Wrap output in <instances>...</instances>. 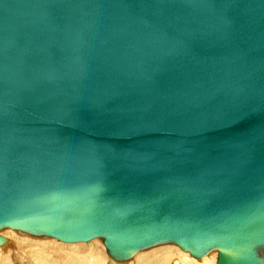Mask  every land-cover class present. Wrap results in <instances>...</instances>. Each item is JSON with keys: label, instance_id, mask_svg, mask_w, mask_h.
Segmentation results:
<instances>
[{"label": "water", "instance_id": "obj_1", "mask_svg": "<svg viewBox=\"0 0 264 264\" xmlns=\"http://www.w3.org/2000/svg\"><path fill=\"white\" fill-rule=\"evenodd\" d=\"M5 229L264 264V0H0Z\"/></svg>", "mask_w": 264, "mask_h": 264}, {"label": "rangeland", "instance_id": "obj_2", "mask_svg": "<svg viewBox=\"0 0 264 264\" xmlns=\"http://www.w3.org/2000/svg\"><path fill=\"white\" fill-rule=\"evenodd\" d=\"M0 235L9 240L4 247L0 246V264H173V259L178 260L186 253L174 244L161 245L140 252L131 261L117 263L109 258L101 239L72 245L12 229L2 230ZM215 253L206 256L207 264L217 263L218 254ZM189 257L193 258L190 254ZM194 260L196 264L205 263Z\"/></svg>", "mask_w": 264, "mask_h": 264}, {"label": "bare ground", "instance_id": "obj_3", "mask_svg": "<svg viewBox=\"0 0 264 264\" xmlns=\"http://www.w3.org/2000/svg\"><path fill=\"white\" fill-rule=\"evenodd\" d=\"M55 239V238H54ZM7 240V239H6ZM7 243H9V240H7L6 241V243H4L3 245H1V247H4ZM72 245H79V244H76V243H74V244H72ZM166 245H168V244H166ZM174 245H176V244H174ZM161 246V245H160ZM170 247V246H169ZM179 247V246H178ZM154 248V247H153ZM180 248V247H179ZM181 249V248H180ZM182 250V249H181ZM145 251V250H144ZM183 251V250H182ZM142 252V251H141ZM185 252V251H184ZM140 253V252H139ZM138 253V254H139ZM186 253H188V252H186ZM184 254L182 257H180L177 261L175 260V259H173L174 261H173V264H196L197 262L194 260V258H190L189 257V254ZM217 253V252H216ZM215 253V254H216ZM137 254V255H138ZM136 255V256H137ZM173 256H175V255H173ZM191 256V255H190ZM207 258L208 257H204V259H201V260H199V261H203V262H205L206 260H207ZM215 258V257H214ZM213 258V259H214ZM196 259V258H195ZM198 260V259H197ZM113 261V260H112ZM113 262H116V261H113ZM215 262V261H214ZM117 263H121V262H117ZM199 264H201L200 262H199ZM204 264H207V262H205ZM213 264V263H212Z\"/></svg>", "mask_w": 264, "mask_h": 264}]
</instances>
